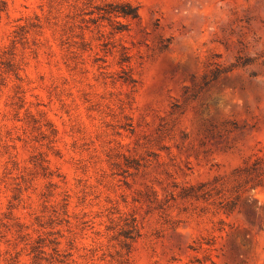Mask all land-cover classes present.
<instances>
[{"label": "rangeland", "instance_id": "rangeland-1", "mask_svg": "<svg viewBox=\"0 0 264 264\" xmlns=\"http://www.w3.org/2000/svg\"><path fill=\"white\" fill-rule=\"evenodd\" d=\"M120 2L122 32L90 0H7L0 264H264V188L233 176L264 158V0L93 3Z\"/></svg>", "mask_w": 264, "mask_h": 264}, {"label": "trees", "instance_id": "trees-1", "mask_svg": "<svg viewBox=\"0 0 264 264\" xmlns=\"http://www.w3.org/2000/svg\"><path fill=\"white\" fill-rule=\"evenodd\" d=\"M97 11L98 20H107L109 22L113 21L116 23L117 31H123V25L118 18L137 20L139 19L138 7L134 6L129 2L120 3H108L103 7L93 3L95 0H90ZM8 3L7 0H0V18L7 11ZM95 11H91L94 14ZM13 55V54H12ZM8 67H11V61H7ZM1 70V69H0ZM1 72V71H0ZM235 177V182H237L238 191L241 190H256L257 188H264V158L255 154L248 161H246L241 167L235 170L233 173ZM210 183H199L195 186H189L185 188L181 194L183 198H194L197 201L210 202L214 197V191L218 195V189L211 188ZM221 193V192H220ZM237 203L234 200H227L226 204L223 206L225 213L231 214L235 211ZM127 232L133 234L131 239L139 235L138 226L135 219H132L130 224L127 225ZM35 249L36 260H42L45 255V250L41 246H33ZM43 255V256H42Z\"/></svg>", "mask_w": 264, "mask_h": 264}]
</instances>
